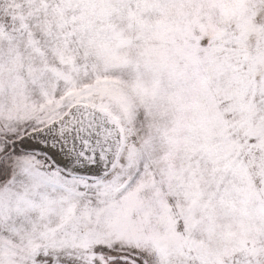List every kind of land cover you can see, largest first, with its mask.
I'll return each instance as SVG.
<instances>
[{
    "label": "snow or ice",
    "instance_id": "snow-or-ice-1",
    "mask_svg": "<svg viewBox=\"0 0 264 264\" xmlns=\"http://www.w3.org/2000/svg\"><path fill=\"white\" fill-rule=\"evenodd\" d=\"M0 264H264V0H0Z\"/></svg>",
    "mask_w": 264,
    "mask_h": 264
}]
</instances>
